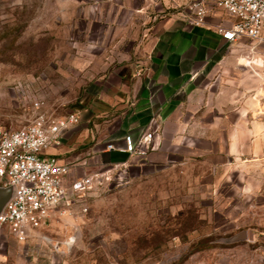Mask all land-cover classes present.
<instances>
[{
	"label": "rangeland",
	"instance_id": "obj_1",
	"mask_svg": "<svg viewBox=\"0 0 264 264\" xmlns=\"http://www.w3.org/2000/svg\"><path fill=\"white\" fill-rule=\"evenodd\" d=\"M180 5L0 0V126L17 129L39 114L78 117L62 137L66 152L57 154L69 166L70 207L25 243L0 226V264H264V226L252 225L249 200L239 194L234 211L220 203L213 169L199 157L152 163V152L122 161L106 151L131 134L123 128L135 123L134 99L127 109L89 115V94L102 77L145 59L156 25ZM209 40L221 45L220 73L237 77V106L264 119V45L252 53L246 39L234 46ZM105 172L107 179L74 193L77 181ZM240 233L245 238L232 241Z\"/></svg>",
	"mask_w": 264,
	"mask_h": 264
},
{
	"label": "crops",
	"instance_id": "obj_2",
	"mask_svg": "<svg viewBox=\"0 0 264 264\" xmlns=\"http://www.w3.org/2000/svg\"><path fill=\"white\" fill-rule=\"evenodd\" d=\"M153 31L145 59L119 64L89 94V115L127 109L134 99L135 123L123 130L137 137L140 128L153 124L157 138L152 163L180 153L188 163L199 157L213 169L219 202L228 201L234 211L239 194L244 195L250 202L252 225L264 226V119L260 112L237 106V77L220 73L221 45L209 40H222L220 35L189 25L180 13L168 15ZM154 115L160 117L157 123L151 121ZM121 139L114 141L122 146ZM66 149L61 143L48 152L60 154ZM112 154L122 161L127 156Z\"/></svg>",
	"mask_w": 264,
	"mask_h": 264
},
{
	"label": "built area",
	"instance_id": "obj_3",
	"mask_svg": "<svg viewBox=\"0 0 264 264\" xmlns=\"http://www.w3.org/2000/svg\"><path fill=\"white\" fill-rule=\"evenodd\" d=\"M178 10L189 25L214 31L231 46L246 39L254 53L256 46L264 45V0H188ZM154 119L156 115L152 123ZM77 123L74 113L59 118L39 114L17 129L0 126V188H14L0 213V226L7 227L18 243L37 236L52 216L63 215L70 207L65 184L69 166L48 151L59 146L64 133ZM156 138L150 123L137 137L124 135L120 148L107 144L106 151L143 157L155 150ZM107 173L83 177L74 193L90 190L95 180L107 179Z\"/></svg>",
	"mask_w": 264,
	"mask_h": 264
},
{
	"label": "water",
	"instance_id": "obj_4",
	"mask_svg": "<svg viewBox=\"0 0 264 264\" xmlns=\"http://www.w3.org/2000/svg\"><path fill=\"white\" fill-rule=\"evenodd\" d=\"M13 193H14L13 187L0 188V213L4 209L7 202L11 199ZM244 238H245V234L240 233L239 235L232 238V241L242 240Z\"/></svg>",
	"mask_w": 264,
	"mask_h": 264
}]
</instances>
